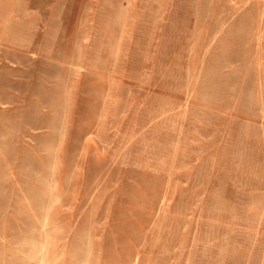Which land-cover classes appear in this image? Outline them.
<instances>
[{
  "label": "rangeland",
  "instance_id": "obj_1",
  "mask_svg": "<svg viewBox=\"0 0 264 264\" xmlns=\"http://www.w3.org/2000/svg\"><path fill=\"white\" fill-rule=\"evenodd\" d=\"M0 264H264V0H0Z\"/></svg>",
  "mask_w": 264,
  "mask_h": 264
}]
</instances>
